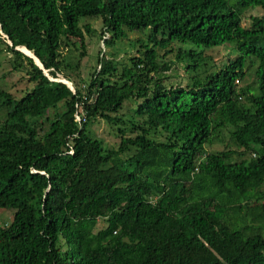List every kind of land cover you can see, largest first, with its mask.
Instances as JSON below:
<instances>
[{
  "label": "trees",
  "instance_id": "1",
  "mask_svg": "<svg viewBox=\"0 0 264 264\" xmlns=\"http://www.w3.org/2000/svg\"><path fill=\"white\" fill-rule=\"evenodd\" d=\"M0 44V264H264V0H0Z\"/></svg>",
  "mask_w": 264,
  "mask_h": 264
},
{
  "label": "rangeland",
  "instance_id": "2",
  "mask_svg": "<svg viewBox=\"0 0 264 264\" xmlns=\"http://www.w3.org/2000/svg\"><path fill=\"white\" fill-rule=\"evenodd\" d=\"M227 1L230 4H233L235 3L236 0H227ZM84 22L86 24L88 23L94 30H96V34H94V36H97L98 31L101 27V22L97 19H85ZM247 23H248V19L245 20L244 25ZM94 36L91 39H89V37H86V40L89 39L88 47H87V54H86L87 56L80 59V71L77 73L75 72L77 75V77L75 76L76 82H79L81 78L86 79L89 73L93 70V67L96 66L95 64L96 55L99 49L100 48L102 49L103 46H102V42L98 41L97 38ZM124 47L120 46L118 48V51L121 52L120 54H122V57H127L129 56V54L130 55L133 54V51H131L127 47L126 51H128L129 54L126 53V56L123 55V53L125 52ZM185 47H189V46H185ZM2 49H3V46H1L0 44V87L10 92L14 98L19 99L32 88V85L28 83L26 76L23 72L15 73L11 71V67L8 62L9 55L2 52L1 51ZM74 54L75 56L72 57L71 59L73 62H76L75 60L77 59L76 56L78 52ZM206 54L211 56L209 63L214 64V66L223 64V62H225L228 58L232 59L235 55L230 45L226 47L215 48L210 52H206ZM45 74L47 75V72H45ZM182 74H183L182 70L179 69L178 75H182ZM168 76L174 77L175 74L171 70L168 72ZM59 80L63 81V78L59 77ZM253 80H254L253 77L248 76L244 79L243 83L249 84V83H252ZM174 81L175 79L169 80L170 83ZM166 85H168L167 81H166ZM135 108H136V103H134L133 101H127L124 105V109L122 113L124 115H131ZM90 132L94 137L102 140L105 147L107 148L117 147V143L119 141L117 135L113 132V130L109 129L108 126L103 121L99 120L95 124H93L90 127ZM155 139H160V137L157 136L155 137ZM227 140H228V136L226 135L225 141ZM215 148L219 150L221 149L220 146H216ZM13 213L14 211L12 209L0 208V227H3L4 225L9 224L12 221Z\"/></svg>",
  "mask_w": 264,
  "mask_h": 264
},
{
  "label": "water",
  "instance_id": "3",
  "mask_svg": "<svg viewBox=\"0 0 264 264\" xmlns=\"http://www.w3.org/2000/svg\"><path fill=\"white\" fill-rule=\"evenodd\" d=\"M17 50H19V51H21L22 53H24L22 50H20L19 48H17ZM25 55H27L26 53H24ZM27 56H29V55H27ZM30 58H32L34 61L36 60L35 58H34V56H29ZM38 62V61H37ZM36 61H35V63L38 65V66H41L40 64H38ZM61 82H63L64 83V81H61ZM70 84V83H69ZM72 87V86H71ZM70 88V87H69ZM71 89V91L73 90V88H70Z\"/></svg>",
  "mask_w": 264,
  "mask_h": 264
},
{
  "label": "built area",
  "instance_id": "4",
  "mask_svg": "<svg viewBox=\"0 0 264 264\" xmlns=\"http://www.w3.org/2000/svg\"><path fill=\"white\" fill-rule=\"evenodd\" d=\"M52 80V79H51ZM58 81H61V80H58ZM64 81V83H66L67 84V86L68 87H70V88H72L71 87V84H69L67 81H65V80H63ZM75 118H76V120L79 122L80 121V119H79V117L75 114Z\"/></svg>",
  "mask_w": 264,
  "mask_h": 264
}]
</instances>
